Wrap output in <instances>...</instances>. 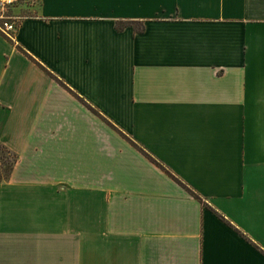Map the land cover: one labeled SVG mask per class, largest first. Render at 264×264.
<instances>
[{
    "label": "crops",
    "instance_id": "crops-1",
    "mask_svg": "<svg viewBox=\"0 0 264 264\" xmlns=\"http://www.w3.org/2000/svg\"><path fill=\"white\" fill-rule=\"evenodd\" d=\"M25 8L0 32V264H264V0Z\"/></svg>",
    "mask_w": 264,
    "mask_h": 264
},
{
    "label": "built area",
    "instance_id": "built-area-1",
    "mask_svg": "<svg viewBox=\"0 0 264 264\" xmlns=\"http://www.w3.org/2000/svg\"><path fill=\"white\" fill-rule=\"evenodd\" d=\"M23 0H0V32L15 41L22 15L14 13V8Z\"/></svg>",
    "mask_w": 264,
    "mask_h": 264
},
{
    "label": "rangeland",
    "instance_id": "rangeland-1",
    "mask_svg": "<svg viewBox=\"0 0 264 264\" xmlns=\"http://www.w3.org/2000/svg\"><path fill=\"white\" fill-rule=\"evenodd\" d=\"M23 2L26 5V8L22 11V14H34L35 8L37 5H39L40 0H23ZM104 122L105 124H107L106 127L109 126V128H112L113 130H118L114 125L108 122V120L105 118H104ZM2 153H0V155H2ZM3 154L5 155V157L4 158L2 157V159H0V174L4 175L5 168H6V160L8 158V160L11 161L13 156L9 154L8 152H4ZM9 171H10V168H9Z\"/></svg>",
    "mask_w": 264,
    "mask_h": 264
},
{
    "label": "trees",
    "instance_id": "trees-1",
    "mask_svg": "<svg viewBox=\"0 0 264 264\" xmlns=\"http://www.w3.org/2000/svg\"><path fill=\"white\" fill-rule=\"evenodd\" d=\"M4 153V152H8L9 154H11L13 156L12 160L9 161L8 158L6 160V168H5V173L4 175L3 174H0V181H3V180H8L12 174V171H13V168H14V165L15 163L17 162L18 160V155L13 152L10 148H8L6 145L0 143V153ZM2 153V155H0V159H2V157L4 158L5 155ZM9 168H10V171H9ZM9 171V172H8Z\"/></svg>",
    "mask_w": 264,
    "mask_h": 264
}]
</instances>
